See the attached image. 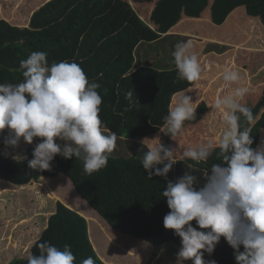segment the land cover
Wrapping results in <instances>:
<instances>
[{"label": "clouds", "instance_id": "9594fccd", "mask_svg": "<svg viewBox=\"0 0 264 264\" xmlns=\"http://www.w3.org/2000/svg\"><path fill=\"white\" fill-rule=\"evenodd\" d=\"M192 47L190 40L180 42L172 53L178 77L190 83L198 82L202 73ZM20 69L22 82L0 83V133L8 130L5 146L16 147L21 138L32 144L35 139L28 167L38 171H51V162L57 155L82 160L89 176L105 168L118 138L115 133L104 132L100 118L102 96L97 91L100 84L90 82L75 61L49 65L44 51L31 52L20 61ZM222 79L226 85L234 84L241 81V75L238 70L225 68ZM187 92L175 96L164 117L160 132L170 138L182 132L186 121L197 119L199 105ZM248 92L247 86H239L232 95L218 96L211 105L222 115L224 124L215 145L203 142L189 147L182 150L179 158L175 148L161 140L145 145L147 151L141 164L149 179L159 176L166 181L161 195L166 198L169 212L163 217V226L180 238L178 257L182 261L217 264L215 260L206 261L204 254L212 255L223 237L233 249L236 264H264V142L252 147L251 128L242 127V118L250 124L255 122L252 109L239 102ZM134 93L129 90L125 94L130 105L139 104ZM214 152L221 162L211 165L202 184L198 185L197 177L187 172L168 179L167 174L178 161L207 162ZM116 244L114 248L119 250ZM35 246L39 254L30 253L27 264H75L69 244L62 250L47 241ZM115 260L111 264L134 261L120 256ZM81 264L95 261L88 257Z\"/></svg>", "mask_w": 264, "mask_h": 264}, {"label": "trees", "instance_id": "16d2710c", "mask_svg": "<svg viewBox=\"0 0 264 264\" xmlns=\"http://www.w3.org/2000/svg\"><path fill=\"white\" fill-rule=\"evenodd\" d=\"M137 1L150 4L153 0ZM208 2L209 0H169L172 9L164 14L161 11L156 13L160 7V2L157 1L153 8L155 12L151 11V18L153 21L154 18H157L155 21H164L165 23L169 18L170 27L171 25L176 26L182 15L200 17V14L208 6ZM122 3V0H82L80 3H77V0H54L43 5L38 9L39 11H32L34 13H30L29 21L23 22L26 25L23 27H19L18 23L9 22L6 17H0V83L22 82L20 61L26 59L34 51L46 52L49 65L53 62L73 61L78 52L81 37L89 29L95 14L111 4ZM24 6L23 4L21 8ZM236 7H244L248 15L253 14L256 9H259L258 13H263L264 0H211L208 7L209 18L215 25H221L229 12H232ZM18 15L16 13L13 16H15V20L22 23L16 18ZM160 15L162 16L160 17ZM190 20L186 19L182 22ZM182 22L177 25H182ZM40 25H45L44 33L35 35L36 33L33 32ZM154 25L158 32L149 28L150 33L145 34L147 38H144L142 40L144 42L136 48L135 63V66L141 67L140 72L146 74L147 80L155 77L149 85L147 83L145 86L142 78H139L142 81L141 90H150L151 98L156 95L160 97L162 90H164L162 92L164 95V92L172 89L174 85L186 84V80L174 78L178 76V73L175 76L177 70L172 53L178 43L189 39L179 33H166L170 27L159 30L158 24ZM160 33H163V36ZM101 35L102 31H97L94 35L92 34L90 41L99 40L102 38ZM191 51L198 56L199 62L204 59L203 52L197 45H193ZM204 52L210 53L209 45L204 48ZM80 66L89 79V74L85 71L86 65ZM117 66L120 68V64ZM96 73L92 77V82L96 81L101 86L97 90L102 96L100 118L103 124L105 123L111 128L112 133H115L118 138L117 147L110 154L107 166L89 176L84 172L82 160L75 157L65 159L57 155L51 162V171L34 170L28 167V161L33 158L34 147L28 146L23 159H16L0 151V178L13 184L24 185L31 181L37 182L41 176L53 177L63 174L71 182L75 193L103 219L106 225L122 234L150 243L157 251L160 249L162 257L164 255L162 254L163 248L167 253H170L174 251L172 248L178 247L179 249L181 244L180 238L173 234V230L165 229L163 226V217L169 212L166 198L161 195L166 187V181L159 176L149 179L147 171L141 164L147 148L144 141L138 140L137 137L142 134V127L147 126L145 114L137 107L132 115L121 120L113 117V114L109 116L107 92L111 89L107 84L110 81L109 79L104 80L100 75L95 78ZM261 116L263 123L264 111ZM261 126L262 124H257L251 128L253 140ZM138 130L140 132L137 134ZM105 134L110 133L105 132ZM7 135V129L0 133V149L4 146L3 140ZM57 142L60 143V141ZM218 158L217 154L210 157V159L219 161ZM205 164L206 162L196 163L193 161L188 164L186 160L178 161L169 171L167 177L174 180L187 172L196 176L197 184L200 185L206 174L203 171ZM158 167H162V165ZM205 170L208 172L209 168ZM191 223L196 226L195 221ZM47 226L32 247V254H39V249L35 246L37 242L47 241L61 250L65 244L71 245V251L76 257L75 264H81V261L88 257L96 260L92 244L86 237V221L80 214L59 203L55 213L49 217ZM106 257H111L112 261L115 260L113 255ZM204 259L206 261L215 260L217 264H236L233 249L223 237L216 245L213 254L205 253ZM21 263V260L13 259L9 264Z\"/></svg>", "mask_w": 264, "mask_h": 264}, {"label": "rangeland", "instance_id": "374dc122", "mask_svg": "<svg viewBox=\"0 0 264 264\" xmlns=\"http://www.w3.org/2000/svg\"><path fill=\"white\" fill-rule=\"evenodd\" d=\"M53 1L0 0V17L8 15L12 17V20H15V16L11 15L18 13V17L28 22L30 13L39 11L38 9L43 5ZM81 1L77 0V3ZM122 1V4H113L114 6L111 4L95 14L89 29L81 37L78 52L73 58V61L79 65H86L85 71L89 74V81L92 82V77L96 72L95 78L100 75L104 80L109 79L110 83L107 84L111 89L107 92L109 116L113 114V117L121 120L132 115V112L138 107L145 114L148 126L142 127L143 132L137 137L138 140L144 141L145 145L161 140L162 143L175 148L176 156L179 158L182 150L189 147H197L203 142H211L214 145L218 142L224 130L223 118L221 114L211 108V105L218 96H230L234 93L235 88L244 85L249 88V92L239 102L252 109L255 122L250 124L242 118V127L252 128L257 124H262L263 127L258 129L252 147L261 145L264 142V122H261V115L264 111V12L258 13L259 9H256L253 14L248 15L244 7H236L235 12L231 14L230 11L229 16L227 15L228 18L223 20L224 23L219 25L220 27L214 26L211 19L190 20L182 22L180 26L176 24V26L171 25L170 27L169 18L165 23L164 21H155L157 18H154L153 21L149 15L151 14L149 6H152L154 0L150 4H144L137 0ZM157 1L160 2V7L156 13L161 11L165 14L172 9L169 0ZM23 4L25 6L21 8ZM202 14L203 12L200 15ZM153 23L158 24L159 30L170 27L169 30L173 31L186 28L188 31H195L196 33H193L190 39L196 40V42L205 41V36L200 32L206 35L221 34L222 37L219 38L220 45L204 42V46L208 44L209 50H212L208 55H211V58H207L203 51L206 57L200 62L202 73L198 82L174 85L172 89L166 90L164 95H162L164 91L162 90L160 97L156 95L151 98V91L141 90L140 85L142 81L144 86L147 83L149 85L155 77L147 80L146 74L140 72L141 67L135 66V63L136 48L144 42L142 41L144 38H147L145 34L150 33L151 28L157 30ZM44 28L45 25H40L33 33L42 35ZM97 31H102V38L91 42L92 34L94 35ZM213 39L210 38V40ZM136 44L138 45L136 46ZM192 45L196 46L197 44L192 43ZM117 64H120V68ZM231 65L239 71L243 81L226 85L222 79V72ZM219 69L221 71H218ZM215 77V81L212 82ZM139 78H142V81ZM129 90L135 91L139 104L130 105L126 100L125 94ZM181 91H188L186 94L192 98L195 104L199 105L196 109L197 119L186 121L182 132L178 136L170 138L160 132V129L164 127V117L167 115L163 113L169 112L175 96ZM150 129L152 132L149 131ZM139 132L140 130L137 131V134ZM213 155L216 153L214 152ZM185 160L188 164L193 162L190 159ZM220 162V159L218 161L209 158L203 166L210 170L212 164ZM205 169L203 171L207 173ZM61 177L57 182L63 186L55 192L60 194L65 203L66 200L73 199L75 203L71 207L75 211H72L85 219L86 237L95 251V264H105L99 255L129 257L139 264H192L190 260L182 261L178 257L180 249L178 247L172 248L174 251H171L169 256L165 254V260L154 261L157 256L159 259L161 258L160 249L157 251L150 243L122 234L106 225L103 219L77 193H74L75 191L73 192L68 179L64 175ZM2 185L4 186L5 183L0 184V264H7L13 257L23 259L30 253L32 254L34 240H38L40 237L44 223L50 217V211H44L42 208L38 210L32 206L35 197L28 194L32 192L31 187L18 191L17 194L13 193L10 197L14 201V205H10L7 196L10 192L1 188ZM36 187L39 188V186ZM41 188L39 191L46 192L45 186ZM38 195L40 193L35 194L37 199L42 197H38ZM43 196L45 197V195ZM20 206H26L24 208L26 212H20L18 210ZM31 209L33 210L30 211ZM114 243L118 245L119 250L114 248ZM156 252L159 254H155ZM23 261L21 264H27L26 260Z\"/></svg>", "mask_w": 264, "mask_h": 264}, {"label": "crops", "instance_id": "0c3cea01", "mask_svg": "<svg viewBox=\"0 0 264 264\" xmlns=\"http://www.w3.org/2000/svg\"><path fill=\"white\" fill-rule=\"evenodd\" d=\"M157 2V0H154L153 1V4H152V6H149V8H150V13H151V11H152V9L155 7V3ZM211 3V0H209V2H208V5ZM235 9H237V8H235ZM235 9L233 10V11H235ZM233 11L231 12V13H233ZM149 15H151V14H149ZM11 16H13V15H11ZM162 15H160V17H161ZM229 16V15H228ZM6 18L8 19V21L9 22H15V23H18L19 24V27H23V26H26V25H24V23L23 22H26V21H24L23 19H21L20 17H16L17 19H19V20H21V22L22 23H20V21H18V20H12V17H10V16H6ZM192 18V19H191ZM228 18V17H227ZM186 19H191V20H202V19H210L209 18V15H208V8L206 7L204 10H203V14L202 15H200V17H189V16H186V15H182L181 16V20L178 22V23H180V22H182V21H184V20H186ZM208 22L210 21V20H207ZM177 23V24H178ZM224 23V22H223ZM222 23V24H223ZM20 24H23V25H20ZM28 24V23H27ZM221 24V25H222ZM153 26H155L154 24H153ZM214 26H219V25H215L214 24ZM220 27V26H219ZM172 29H170V30H168V33H170V32H173V33H179V34H181V35H185V36H187L189 39H188V41L190 40L191 41V43H195V44H197L198 46H199V48H200V50L203 52L204 51V48L206 47V46H208V44H210V43H213V44H221V42H219V38L220 37H222V35L221 34H209V35H206V34H203V33H201L200 32V34H202V35H204L205 36V43H208L206 46H204V42H196V40L195 41H193L192 39H190L191 37H192V35H193V33L195 34L196 32L195 31H193V32H191V31H188V28H186V29H180V30H177V31H171ZM158 32V31H157ZM165 34V33H164ZM160 35L161 36H163V33L161 34L160 33ZM210 38H214L213 40H210ZM204 39V38H203ZM208 41V42H207ZM148 43V42H147ZM138 44H136V46H137ZM136 48V47H135ZM209 51H212V50H209ZM214 52V51H213ZM210 54H211V52H210ZM202 55H204L203 57L205 58L206 57V55H207V58H211V55L210 56H208L209 55V52L208 53H206V55L204 54V52H203V54ZM213 57V56H212ZM145 67H147V68H150L149 66H145ZM229 69H232V70H236V68L233 66V65H231L230 67H229ZM218 71H221L220 69L218 70ZM249 75V74H248ZM215 79H216V77L212 80V82H214L215 81ZM241 81H243V79H241ZM238 83H240V82H238ZM244 86V85H243ZM163 114H168V113H163ZM147 117V116H146ZM104 132H108V133H112L113 132V130L111 129V128H109L105 123H104ZM35 143H36V140L34 139V141H33V143L32 144H28V143H26V142H24L23 141V138H21V140H20V142H19V144H18V146H16V147H12V146H5V144H4V146L0 149V151H3L5 154H7V155H9V156H11V157H14V158H16V159H23V158H25V154H26V149H27V147L28 146H35ZM145 143V142H144ZM63 174H58L57 176H53V177H47V176H41L40 178H39V180L37 181V182H35V181H31L30 183H28V184H24V185H17V184H13V183H11V182H9V181H7V180H4V179H1L0 178V184L1 183H5V185L3 186H1V188H3L6 192H10L9 194H7V196H8V199H9V204L10 205H14V201H12V198L10 197L13 193L14 194H17L18 193V191H22V190H25L26 188H29V187H31L32 188V192H29L28 194H31V196H33L34 195V197L36 198L37 196H35V194H39L40 193V195H38V197H41V198H39V199H33V201H32V206L33 207H35V209L37 208L38 210L39 209H41L42 208V210H48V211H50L49 212V216H51V215H53L54 213H55V210H56V206H57V204H63V205H65L69 210H73V211H75L74 210V208L73 207H71V205H73V203H75L74 202V200L72 199V200H70V199H68V200H66V203L63 201L64 199H62L61 197H60V194L58 193H56L55 191H57L59 188H61L62 186H63V184H61V183H58L57 181L59 180V178H62L61 176H62ZM67 181V180H66ZM69 181V180H68ZM68 183H71L70 181L68 182ZM36 186H39V188H37ZM44 187L45 186V188L44 189H46V192H42V191H39L40 189H42L41 187ZM37 189H36V188ZM71 187H72V190H73V192H74V189H73V186H72V184H71ZM75 193V192H74ZM43 195H45V197L43 196ZM31 201V200H30ZM30 204V203H29ZM19 209V211L20 212H22V211H25V209L24 208H26V206H20V207H18ZM33 209H31L30 211H32ZM35 211V210H34ZM26 212V211H25ZM26 215V214H25ZM22 216V215H21ZM21 220H24V219H21ZM48 220H49V217L47 218V220H46V222L44 223V227L42 228V231H41V233L43 232V230L44 229H46L48 226ZM104 223V222H103ZM41 233H40V235H41ZM39 239V238H38ZM37 240H34V242H36ZM155 254H159L158 252H156ZM162 254H168V256H169V253H167L166 251H165V249L163 248V251H162ZM99 257L105 262V264H111V263H114L116 260H113L112 261V258L111 257H106V256H101V255H99ZM21 258V257H20ZM18 259V260H26L27 261V256H25V257H23V259ZM162 258V257H161ZM161 258L159 259V256H157L155 259H154V261H159V260H161ZM13 259H15L14 257L11 259V260H13ZM166 259V257L164 258H162V260H165ZM10 260V261H11ZM10 261L7 263V264H9L10 263ZM133 263L134 264H139L138 262H136V261H133Z\"/></svg>", "mask_w": 264, "mask_h": 264}]
</instances>
